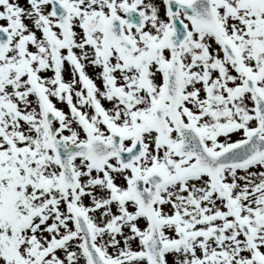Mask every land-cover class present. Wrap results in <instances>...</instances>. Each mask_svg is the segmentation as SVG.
I'll list each match as a JSON object with an SVG mask.
<instances>
[{
  "label": "snow or ice",
  "instance_id": "1",
  "mask_svg": "<svg viewBox=\"0 0 264 264\" xmlns=\"http://www.w3.org/2000/svg\"><path fill=\"white\" fill-rule=\"evenodd\" d=\"M0 264H264V0H0Z\"/></svg>",
  "mask_w": 264,
  "mask_h": 264
}]
</instances>
